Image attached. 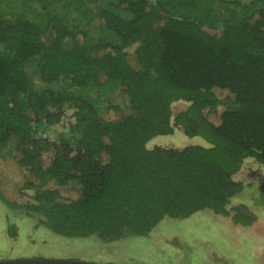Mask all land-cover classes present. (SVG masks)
<instances>
[{
  "label": "trees",
  "instance_id": "1",
  "mask_svg": "<svg viewBox=\"0 0 264 264\" xmlns=\"http://www.w3.org/2000/svg\"><path fill=\"white\" fill-rule=\"evenodd\" d=\"M31 1L33 18L0 13V155L18 152L35 201L17 206L58 235L103 240L204 209L229 215L243 159L264 166V0H109L96 40L83 26L92 0ZM107 84L125 94L126 111L108 103L116 120L92 94ZM219 105L216 124L207 112ZM176 127L206 145L148 147ZM231 219L253 222L245 205Z\"/></svg>",
  "mask_w": 264,
  "mask_h": 264
},
{
  "label": "rangeland",
  "instance_id": "2",
  "mask_svg": "<svg viewBox=\"0 0 264 264\" xmlns=\"http://www.w3.org/2000/svg\"><path fill=\"white\" fill-rule=\"evenodd\" d=\"M27 1V2H25ZM27 3V4H23ZM109 0H92L86 8L83 26L90 37L96 40L103 36L97 28L99 3ZM31 0H0V13L10 9L23 10L33 18ZM62 15L59 4L51 7ZM101 35V36H100ZM134 48H129V60L135 65ZM46 84L36 76L33 87L39 89ZM66 86V84H65ZM52 87L59 89V83ZM219 98L228 94L226 90L214 89ZM98 96V106L105 119L116 120L123 113L110 108L108 103L121 104L126 111L125 94L120 87L103 86L93 91ZM187 101H176L172 105L173 116L188 106ZM223 106L207 112L214 123H219ZM69 113V111H68ZM191 144L206 145L199 136H188L181 127L171 134L157 135L148 142V147L181 148ZM19 154L9 152L0 155V194L13 206L0 198V260L17 258H62L104 264H264V166L254 158L243 159L240 169L232 177L243 183V188L229 203V215L212 210H200L186 218L165 217L148 235L103 240L97 235L68 237L55 233L40 225L38 215L31 210L18 207L34 203L33 191L23 186L30 178L17 162ZM45 155L44 160L49 161ZM245 205L253 216L249 225L234 223L231 214L235 208Z\"/></svg>",
  "mask_w": 264,
  "mask_h": 264
},
{
  "label": "water",
  "instance_id": "3",
  "mask_svg": "<svg viewBox=\"0 0 264 264\" xmlns=\"http://www.w3.org/2000/svg\"><path fill=\"white\" fill-rule=\"evenodd\" d=\"M0 264H104L76 259L62 258H17L1 259Z\"/></svg>",
  "mask_w": 264,
  "mask_h": 264
}]
</instances>
